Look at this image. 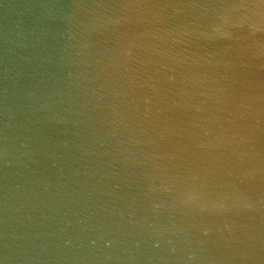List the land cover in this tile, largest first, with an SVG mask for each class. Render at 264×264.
Returning a JSON list of instances; mask_svg holds the SVG:
<instances>
[{"label":"water","instance_id":"1","mask_svg":"<svg viewBox=\"0 0 264 264\" xmlns=\"http://www.w3.org/2000/svg\"><path fill=\"white\" fill-rule=\"evenodd\" d=\"M0 264H264V0H0Z\"/></svg>","mask_w":264,"mask_h":264}]
</instances>
